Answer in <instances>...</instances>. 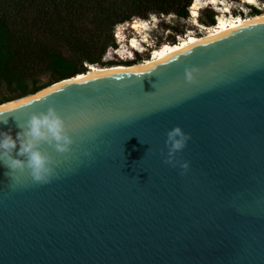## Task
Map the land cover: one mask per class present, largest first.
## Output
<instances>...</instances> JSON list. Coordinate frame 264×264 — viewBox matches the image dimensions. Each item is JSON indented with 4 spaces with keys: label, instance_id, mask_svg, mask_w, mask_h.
Returning <instances> with one entry per match:
<instances>
[{
    "label": "water",
    "instance_id": "water-1",
    "mask_svg": "<svg viewBox=\"0 0 264 264\" xmlns=\"http://www.w3.org/2000/svg\"><path fill=\"white\" fill-rule=\"evenodd\" d=\"M56 83L0 105V264H264V15Z\"/></svg>",
    "mask_w": 264,
    "mask_h": 264
},
{
    "label": "trees",
    "instance_id": "trees-1",
    "mask_svg": "<svg viewBox=\"0 0 264 264\" xmlns=\"http://www.w3.org/2000/svg\"><path fill=\"white\" fill-rule=\"evenodd\" d=\"M193 1L0 0L5 3V10L0 5V104L86 73L89 66L136 64V59L120 64L104 60L108 49L118 46L115 27L151 15L188 19ZM263 13L252 7L247 17ZM215 15L210 11L199 21L212 27ZM47 37L61 39L66 48Z\"/></svg>",
    "mask_w": 264,
    "mask_h": 264
},
{
    "label": "rangeland",
    "instance_id": "rangeland-1",
    "mask_svg": "<svg viewBox=\"0 0 264 264\" xmlns=\"http://www.w3.org/2000/svg\"><path fill=\"white\" fill-rule=\"evenodd\" d=\"M193 3L199 7L197 18L192 16L190 7L188 19H178L173 14L165 17L151 15L146 20L134 18L129 22L117 25L114 34L119 37L117 39L115 36L118 46L116 49L109 48L104 60L120 64L122 61L136 59L138 63L150 58L152 50L165 43L177 42L180 38H185L188 35L203 36L208 26L200 23L199 17L206 18L210 11L215 12L216 22L220 18L252 16V7L264 12V0H255L254 4H249L244 0H217L215 3H212L211 0H194ZM0 5L2 10H5V3H0ZM135 22L142 25V28L136 29L137 31L133 29L132 26ZM56 38L47 37L46 40L65 49V43ZM132 39L137 41L136 48L132 46Z\"/></svg>",
    "mask_w": 264,
    "mask_h": 264
},
{
    "label": "bare ground",
    "instance_id": "bare-ground-1",
    "mask_svg": "<svg viewBox=\"0 0 264 264\" xmlns=\"http://www.w3.org/2000/svg\"><path fill=\"white\" fill-rule=\"evenodd\" d=\"M211 1H212V3H215L217 0H211ZM244 1L248 2L249 4H254L255 3V0H244ZM198 9H199L198 5L196 3H193L192 6H191V14H192V16L194 18L198 17V11H199ZM261 15H264V13L261 14ZM261 15H257V16H253V17H245V18L244 17H240V16L236 17V18H220L218 20V22L216 23V25H214L212 27H208V28L206 27L207 29L205 30V34L203 36L188 35L185 38H180L176 43H165L161 47L153 49L150 58L145 59V60H143L141 62H138V63H136L134 65H117V66L103 67V68L90 66V69L86 73L92 72V71L97 70V69L117 68V67H127V66H138V65L148 64V63H151V62H153V61H155V60H157V59H159V58H161V57H163V56H165V55H167V54H169V53H171V52H173L175 50L183 48V47H185L187 45H190L192 43H195L197 41L205 39V38H207L209 36H212L214 34L222 32V31H224L226 29H229L231 27H234V26H236L238 24H241L243 22H246L248 20H251V19H253L255 17H258V16H261ZM132 28L136 30V29L142 28V25H140V24L135 22L133 24ZM131 43H132V46L136 48L137 41L135 39H132ZM83 74H85V73H83ZM79 75H82V74H79ZM79 75H77V76H79ZM55 84H57V83H55ZM28 96H30V95H27L25 97H28ZM25 97H22V98H25ZM22 98H20V99H22ZM16 100H19V99H16ZM16 100H13V101H16ZM13 101H10V102H13ZM10 102H7V103H10ZM4 104H6V103H4ZM0 105H3V104H0Z\"/></svg>",
    "mask_w": 264,
    "mask_h": 264
},
{
    "label": "built area",
    "instance_id": "built-area-1",
    "mask_svg": "<svg viewBox=\"0 0 264 264\" xmlns=\"http://www.w3.org/2000/svg\"><path fill=\"white\" fill-rule=\"evenodd\" d=\"M161 16H162V17H165V15H163V14H162ZM216 19H217V18H216ZM115 36H116L117 39H119V37H118L117 34H115Z\"/></svg>",
    "mask_w": 264,
    "mask_h": 264
}]
</instances>
